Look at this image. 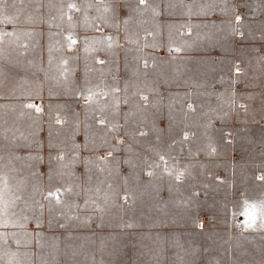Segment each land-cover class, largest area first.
Masks as SVG:
<instances>
[{
	"label": "rangeland",
	"instance_id": "rangeland-1",
	"mask_svg": "<svg viewBox=\"0 0 264 264\" xmlns=\"http://www.w3.org/2000/svg\"><path fill=\"white\" fill-rule=\"evenodd\" d=\"M138 2L7 0L0 264H264V0Z\"/></svg>",
	"mask_w": 264,
	"mask_h": 264
},
{
	"label": "snow or ice",
	"instance_id": "snow-or-ice-1",
	"mask_svg": "<svg viewBox=\"0 0 264 264\" xmlns=\"http://www.w3.org/2000/svg\"><path fill=\"white\" fill-rule=\"evenodd\" d=\"M145 2V0H140V4L143 5ZM15 7V3H13L12 5H9L7 3V0H0V23H15V17L12 15H8L7 11L9 9V7ZM69 9H73L76 8V4L74 3H70L68 5ZM89 7H91V5H89ZM236 20L240 21L241 17L239 15L236 16ZM15 33H4L2 31H0V39H2L5 35H14ZM71 39V37H70ZM109 40H111V37H108ZM71 47V45H69ZM177 51H179V49H177ZM51 59V57H50ZM240 69L237 68V72H239ZM32 107H36L35 105H32ZM189 107H191V105H189ZM37 111H41V109L39 107H37ZM99 123L103 124L104 121L100 120ZM187 135V133L185 134ZM103 159V158H102ZM161 159H163V157H161ZM167 167V165H166ZM177 179H179V176H177ZM217 179H220L219 177H217ZM258 180H260L261 182H264V173L260 174L257 177ZM61 191V189L57 188L54 192L53 191H49L47 196L48 198H51L53 196H57V194ZM16 200H19L20 197H15ZM244 205H245V211H244V215L246 217H248L249 219L246 220L244 222V227L247 228H252V227H259V228H264V198H262L260 201L255 202V203H250L247 199H245L243 201ZM257 204H259V216H260V223L257 225L256 221H257V215H256V209H257ZM8 204L7 202L4 200V196H3V191L0 190V214H6V210H7ZM41 208H43V205H40ZM248 209H251L248 210ZM233 215H235V213H233ZM23 219L25 221H27L28 217L24 216ZM201 226H203V224H201ZM3 235H7V234H3ZM13 236L15 235V233L12 234ZM17 244H19V240L16 241Z\"/></svg>",
	"mask_w": 264,
	"mask_h": 264
},
{
	"label": "crops",
	"instance_id": "crops-1",
	"mask_svg": "<svg viewBox=\"0 0 264 264\" xmlns=\"http://www.w3.org/2000/svg\"><path fill=\"white\" fill-rule=\"evenodd\" d=\"M186 1L188 2L189 0H186ZM148 3H149V0H145L144 4L141 5L140 4V0H139L138 5L141 6V7H144ZM235 5H236L235 6V11L233 12V14L231 16H218V18H220V19H231V20H233V22H235L238 25V23L241 22V20L243 19V13H242L241 8L238 7L237 0H235ZM237 15H240L241 16V20L240 21H237L236 20V16ZM160 18L163 19V20H165V19H168L169 17L164 16V15H161ZM182 18L185 19V20H188V22L190 23V24H186L185 27H184V29H182L183 36H186V38H188L189 36H193L194 35V25L192 23V20L193 19H196V17L185 16V17H182ZM120 31H122V28L121 27H118L117 30L109 31L108 34L122 36L123 33L120 32ZM79 34L80 35H83V34H86L87 35L89 33H83V32L81 33L80 32ZM241 34L242 33L238 32V31L235 32V39L240 38ZM150 35H151L150 32H148V31L145 32L144 33L143 41L146 40V39H148L150 37ZM233 47H236V45L235 46L233 45ZM142 49H144V50L146 49L145 45H143ZM192 51L193 50L185 49V48L182 47V53L183 54H188V53H190ZM196 52H198V53L200 52L201 53L202 51H196ZM103 62H105V61H103ZM144 62L146 63L147 60L146 59H143V63ZM143 67H147V64H143ZM237 68H239L241 70L239 72H237ZM243 71H244V67L235 66V76L236 77H237L238 74L242 73ZM233 86L234 87L233 88H230V90L234 92V97H233L234 98V104L236 105V101H238L241 104H244V101L245 100H243L241 97L237 96L238 95V92L240 91V88L237 85V78H236V81L234 82V85ZM195 89L196 90H203L204 88H195Z\"/></svg>",
	"mask_w": 264,
	"mask_h": 264
},
{
	"label": "built area",
	"instance_id": "built-area-1",
	"mask_svg": "<svg viewBox=\"0 0 264 264\" xmlns=\"http://www.w3.org/2000/svg\"><path fill=\"white\" fill-rule=\"evenodd\" d=\"M207 223H208L207 214H200L196 219L197 228H203L206 226ZM201 224H203V226H201Z\"/></svg>",
	"mask_w": 264,
	"mask_h": 264
}]
</instances>
